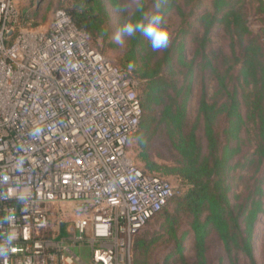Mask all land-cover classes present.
<instances>
[{
    "label": "built area",
    "instance_id": "1",
    "mask_svg": "<svg viewBox=\"0 0 264 264\" xmlns=\"http://www.w3.org/2000/svg\"><path fill=\"white\" fill-rule=\"evenodd\" d=\"M139 88L65 10L44 30L0 0V215L18 236L0 264H133V237L179 193L130 151Z\"/></svg>",
    "mask_w": 264,
    "mask_h": 264
},
{
    "label": "trees",
    "instance_id": "2",
    "mask_svg": "<svg viewBox=\"0 0 264 264\" xmlns=\"http://www.w3.org/2000/svg\"><path fill=\"white\" fill-rule=\"evenodd\" d=\"M66 1L60 9L96 45L110 38L113 10L120 13L119 25L126 10L138 15V0ZM139 2L152 9L153 0ZM245 3L166 0L168 27V17H180L166 49L153 51L139 34L125 40L120 67L140 80L143 118L134 136L145 167L139 166L159 175L154 171L162 166L153 154L165 151L172 163L163 169L181 183L159 212L161 233L133 237V264H154L160 245L167 250L162 264H213L214 247L221 249L218 264H241L243 258L245 264H258L256 234L264 213V16L263 25L252 28ZM263 11L261 0L257 12ZM33 12L22 9V22H29Z\"/></svg>",
    "mask_w": 264,
    "mask_h": 264
},
{
    "label": "rangeland",
    "instance_id": "3",
    "mask_svg": "<svg viewBox=\"0 0 264 264\" xmlns=\"http://www.w3.org/2000/svg\"><path fill=\"white\" fill-rule=\"evenodd\" d=\"M19 5L22 9H28V11H34L31 14V19L29 20L28 23L32 24L35 23L36 27H40L44 30H47L50 22L52 19L55 17L57 11L60 8H64L67 5L66 0H41L39 4H37V0H18ZM246 1L245 3V9L248 11L250 14L249 17V24L252 26V28L257 29L263 25L262 21L260 20V16H264V11L263 13H259L258 7L261 3V0H242ZM263 1V7H264V0ZM33 3V6L30 8H27V5L29 3ZM172 23V26L169 28L171 32V36H174L176 33V29L178 28V25L180 23V17L174 16L173 18L168 17V21ZM119 21H120V13L118 11L113 10L111 12V19H110V38L107 41H101L99 40L98 45L92 44L97 48H100L103 54L110 59L114 64L120 66L122 57L124 56L123 50L125 48V42L123 44H116L113 40L112 37L114 33L116 32L117 28L119 27ZM217 40V39H216ZM197 103V99L194 102V108L192 109V115L194 116L195 114V104ZM130 151L137 160L138 164L142 167H145L144 163L142 160L139 158V153H140V147L138 144V137L134 136L132 140L130 141L129 145ZM162 153V154H161ZM168 153L163 151L157 153V150H154L153 157L155 160L159 163L161 169H158L154 172L157 174L163 176L164 178L168 179L173 185L176 187L180 186V181L172 174H166L163 165H170L172 163L171 160H168L165 158L163 155H167ZM172 203H170L167 208L172 209ZM160 214H157L154 216L152 219H150L146 225L143 227V229L140 231V234L145 233V232H150L154 235H159L162 231V218H160ZM261 224L258 226V231L256 234V246H255V258L258 264H264V213L261 215ZM165 245H160L157 248V251L155 253V257L153 260L154 264H162V260L165 256V253L167 250H165ZM190 250V247H187L186 253H188ZM77 251V249H76ZM221 249L214 247L212 250V257H214L213 264H218L219 263V255H220ZM82 258L84 259L85 262L89 263L91 261V250L89 247H85L83 249L82 253ZM174 259V257H172ZM247 263V259H244L241 261V264ZM225 264H228V262H225Z\"/></svg>",
    "mask_w": 264,
    "mask_h": 264
},
{
    "label": "clouds",
    "instance_id": "4",
    "mask_svg": "<svg viewBox=\"0 0 264 264\" xmlns=\"http://www.w3.org/2000/svg\"><path fill=\"white\" fill-rule=\"evenodd\" d=\"M166 0H153L151 10H146L142 2L137 3L138 15L130 16L126 10V16L114 33L112 40L116 44H123L126 39L139 34L144 37L153 51L166 49L171 41V32L164 16ZM126 9V8H125ZM134 65L129 64V68ZM23 161H19L18 167H22ZM17 205L23 206L30 199L29 194H20L16 197ZM15 213L9 209L7 213L0 215V226L5 228L0 232V257H6L15 248L17 233L13 230Z\"/></svg>",
    "mask_w": 264,
    "mask_h": 264
},
{
    "label": "water",
    "instance_id": "5",
    "mask_svg": "<svg viewBox=\"0 0 264 264\" xmlns=\"http://www.w3.org/2000/svg\"><path fill=\"white\" fill-rule=\"evenodd\" d=\"M41 2V0H37V4H39Z\"/></svg>",
    "mask_w": 264,
    "mask_h": 264
}]
</instances>
